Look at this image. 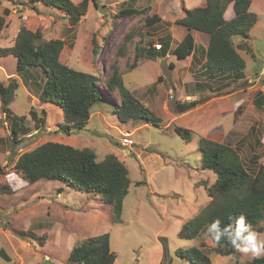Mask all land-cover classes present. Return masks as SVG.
I'll use <instances>...</instances> for the list:
<instances>
[{
  "label": "rangeland",
  "instance_id": "rangeland-1",
  "mask_svg": "<svg viewBox=\"0 0 264 264\" xmlns=\"http://www.w3.org/2000/svg\"><path fill=\"white\" fill-rule=\"evenodd\" d=\"M123 1L96 0L95 5L88 0L85 13L72 25L57 9L41 4L32 6L25 0H0V15L5 20L0 46H11L22 26L40 29L44 39H65L60 60L95 74L101 87L106 67L117 61L124 85L135 90L134 95L161 118L158 125L121 121L111 112L115 101L118 102L117 94L112 97L105 94L91 108L83 128L74 130L70 136L57 133L54 130L62 120L61 109L40 102L32 87L28 90L23 86L15 76L13 55L0 56V83L7 84L10 76L21 82L9 107L14 114L23 115L32 128L21 142L13 144L0 105V164L4 166L0 186H7V190H0V250L7 256L0 255V264H75L68 261L72 247L105 232L109 233L110 247L116 253L113 264H154L157 260L156 264H192L175 253L179 248L191 246L204 249L212 264H244L256 257L251 252L238 251L239 258L235 260L232 255L215 253L207 230L194 239L180 237L178 232L182 223L208 203L206 186L215 179L212 171L201 167L200 138L234 147L251 174L264 163L262 113L253 104L256 91L264 90V0H253V10L259 15L250 31L247 48L240 46L249 53L242 51L247 76L238 81H229L228 77L205 79L196 66L188 68L197 72L193 78L187 69L188 60L178 59L172 53L165 61L147 57L145 38L151 35L152 40H157L161 29H149L142 13L116 16ZM186 1L189 5L204 2ZM150 2L134 0L139 7ZM155 2L162 9L167 0ZM160 12L162 30L172 24L181 25L177 19L171 21L168 13ZM123 41L124 53L120 56ZM232 43L235 45L234 40ZM136 48L138 59L130 69ZM168 61H173L175 70ZM138 62L141 64L137 65ZM155 81L156 85L151 86ZM145 90L147 100L142 95ZM42 108L46 110L45 127L35 131L29 112L32 109L41 116ZM177 127L190 129L189 142L176 133ZM124 133L131 140L129 146L121 143ZM65 138L75 147L91 148L97 161L111 153L126 166L130 185L118 222L113 221L111 207L101 194L81 190L59 178H40L30 183L14 169L18 154L45 141ZM252 155L258 158L254 160ZM137 181L143 183L136 185ZM256 232L264 238V231ZM202 242L206 245L202 246ZM259 257H264V253Z\"/></svg>",
  "mask_w": 264,
  "mask_h": 264
},
{
  "label": "trees",
  "instance_id": "trees-1",
  "mask_svg": "<svg viewBox=\"0 0 264 264\" xmlns=\"http://www.w3.org/2000/svg\"><path fill=\"white\" fill-rule=\"evenodd\" d=\"M25 1L32 6L41 4L63 12L72 25H76L88 4V0H81L78 3L72 0ZM93 2L97 5L96 0ZM229 3H232L234 16L226 20L224 11ZM250 4L251 0H205L204 5L185 9L184 16L177 19V22L186 26L188 30L195 29L209 35L202 64L204 68L202 75L208 80H221L228 76L242 77L245 60L237 51V45L232 43V39L236 36L248 37L257 21V14L249 9ZM148 10V5L135 7L134 0H126L116 16L122 18L135 13H146ZM159 20L156 13L144 16V23L147 26ZM4 23V16L0 15V33ZM126 34L131 36V33ZM129 39L130 37L126 40ZM169 39L170 36L159 48L153 46L148 39L146 56L164 57L170 51L178 59H184L195 47L189 31L170 50ZM122 44L118 52L120 56L124 53L122 48L124 41ZM64 45L65 39H44L40 29L30 30L22 26L11 46H0V56L13 55L16 58L15 74L23 86L28 90L32 87L35 97L40 102L51 103L61 109L62 120L57 124L55 132L70 135L74 130L83 128L90 118L91 108L105 94L112 97L113 93L117 94L118 102L115 101L111 112L121 121L135 120L157 125L161 122V118L124 85L117 61L109 63L106 67V79L104 86L101 87L95 74L74 68L60 60L59 55ZM137 52L136 48L130 69L136 66ZM10 77L12 78L7 84L0 83V105L10 128L11 142L17 144L31 133L32 128L25 123L23 115L14 114L9 107L14 91L19 86L17 78ZM150 85L155 86L156 81ZM253 104L262 113L261 129L264 132V90L256 91ZM29 114L35 131L45 127V109H41V116L32 109ZM175 131L186 142L191 140L190 129L177 127ZM199 156L201 167L215 175L214 182L206 186L210 200L182 223L178 235L194 239L207 230L212 221L220 219L223 227L234 223L242 215L254 231H264V163H260L254 174H251L234 147L205 137L199 140ZM251 157L254 160L258 158L256 155ZM13 167L30 183L40 178H59L81 190L99 193L111 207L113 221L120 220L122 203L128 193L130 180L126 166L114 154H106L102 160L97 161L95 152L89 147H75L48 140L18 154ZM3 172L4 166L0 164V175ZM141 183L143 181H137L135 184ZM0 190H7V186H0ZM209 238L214 245L212 249L215 253L223 256L232 255L235 260L239 258L238 250L226 240L216 244L210 234ZM201 245L205 246L206 243L202 242ZM1 251L0 255L7 257ZM175 253L186 257L192 264H212L211 258L200 246L179 248ZM115 258L116 253L110 247L107 232L90 236L80 244L74 245L68 255V261L75 264H113ZM261 262H264V257H255L244 264Z\"/></svg>",
  "mask_w": 264,
  "mask_h": 264
},
{
  "label": "crops",
  "instance_id": "crops-1",
  "mask_svg": "<svg viewBox=\"0 0 264 264\" xmlns=\"http://www.w3.org/2000/svg\"><path fill=\"white\" fill-rule=\"evenodd\" d=\"M204 3H205V0H204V2H201V3H191V5H189V3L186 0H180V2H179V0H167V3H165V6H163L162 9H159L158 8L159 5L156 4L155 0H151L150 3L144 5V6L148 5L149 6V10L146 13H142V14H144V16H145L147 14L149 15V14L156 13L159 16V19L161 20L162 19V14H161L160 10H162V11L168 13L169 15H171L172 19H170V20L174 21V20H176L178 18L183 17L184 9L192 8V7H195V6H201V5H204ZM179 5H180V7H179ZM135 7H139V6L135 3ZM250 10L255 12L257 14V18H258L259 13H257L256 11L253 10V0H251ZM233 15H234V13H233V8H232V3H229L227 5L225 11H224V17L226 19H230L231 17H233ZM160 20L157 23L148 26V28L151 29V30L155 29L157 27H159L161 29V33L158 34L159 38L157 40H152L151 35H148L145 38L144 43L149 39L152 42V45L161 44L162 42H166L168 36H170V39H169V50H170L171 47L176 42L180 41L185 36V34L189 31L191 33L192 37H193V42H194L195 47H194L193 51L191 52V54L188 55L186 58H184L185 60H188L187 69L190 68V67L194 68V66H196V69L200 73H202V71L204 70V68L202 67V64H203V62L205 60L204 57H203V52H204V50L206 49V47L208 45L209 35L206 34L205 32L198 31V30H195V29L188 30L186 28V26H184L182 24L181 25H177V26L172 24L169 28H165L164 30H162L163 28L160 26V24L162 23V20L161 21ZM165 20H167V19H165ZM256 23H257V21L255 22V24L251 28V31L254 28V26L256 25ZM248 38H249V36L245 37V38H242V37L238 36V37H235L233 39L234 43L237 45V51L239 52V54L242 57H243L242 51H245V49H241L240 46L242 48H247V45H248L247 40H248ZM245 52L248 53L249 51H245ZM169 53H170V51H168L167 54L164 57H154V59L157 60V61H165L167 59V57L170 55ZM184 59H182V60H184ZM139 64H141V63L138 62L137 65H139ZM168 65H169V67L171 69L175 70V66L176 65L173 63V61H168ZM188 70H190V72H192L191 74H192V76L194 78L195 74L197 72H195L194 70L191 71V69H188ZM15 76L18 77L16 74H15ZM246 76L247 75H244V70H243V75H242L241 78H238L237 80H236V78H233V77H230V76H228V78H229V81H231V80L238 81V80H242V79L246 78ZM18 82H19V85H20L21 82L20 81H18ZM133 91H135V90H133ZM147 93H148L147 90H145V93L144 92L142 93L144 98L146 97ZM146 100H147V97H146ZM46 104H51V103H46ZM51 105H54V104H51ZM65 136H70V135H65ZM59 142L72 144L70 139H68V138H65L63 141H59ZM157 262H158V260H157ZM157 262H155L154 264H156Z\"/></svg>",
  "mask_w": 264,
  "mask_h": 264
},
{
  "label": "clouds",
  "instance_id": "clouds-1",
  "mask_svg": "<svg viewBox=\"0 0 264 264\" xmlns=\"http://www.w3.org/2000/svg\"><path fill=\"white\" fill-rule=\"evenodd\" d=\"M125 1H123V2H125ZM226 20H228V19H226ZM236 37H238V36H236ZM242 38H245V37H242ZM156 45L157 44H155L153 46H155L156 48H159L161 44H159V47H157ZM103 71H104V69H103ZM237 79L238 78H236V80ZM123 136H128V138H129V135L125 134ZM124 145H126V144H124ZM127 145L129 146V145H131V143L127 144ZM207 232H208V234H210L212 240L216 244H219L222 240H226L229 244H231L233 247H235L238 251H240L242 253L251 252L256 257H259L262 253H264V238H260L258 236L257 232L252 229L251 225L247 224L245 222V217L243 215L238 217L234 221V223L225 225L223 227L221 226L220 219H216L208 225Z\"/></svg>",
  "mask_w": 264,
  "mask_h": 264
},
{
  "label": "built area",
  "instance_id": "built-area-1",
  "mask_svg": "<svg viewBox=\"0 0 264 264\" xmlns=\"http://www.w3.org/2000/svg\"><path fill=\"white\" fill-rule=\"evenodd\" d=\"M157 47H159V44H157L156 45ZM121 142H122V144H130L131 143V140L128 138V136H123L122 138H121Z\"/></svg>",
  "mask_w": 264,
  "mask_h": 264
}]
</instances>
